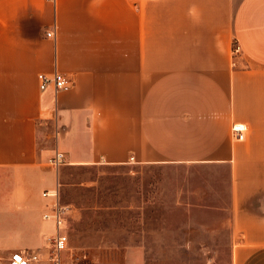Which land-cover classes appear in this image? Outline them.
<instances>
[{
  "label": "crops",
  "instance_id": "0c3cea01",
  "mask_svg": "<svg viewBox=\"0 0 264 264\" xmlns=\"http://www.w3.org/2000/svg\"><path fill=\"white\" fill-rule=\"evenodd\" d=\"M56 71L74 85L42 91ZM57 151L182 170L177 202L212 213L188 226L264 264V0H0V264L50 247Z\"/></svg>",
  "mask_w": 264,
  "mask_h": 264
},
{
  "label": "rangeland",
  "instance_id": "374dc122",
  "mask_svg": "<svg viewBox=\"0 0 264 264\" xmlns=\"http://www.w3.org/2000/svg\"><path fill=\"white\" fill-rule=\"evenodd\" d=\"M182 176L135 164L62 166L61 198L69 205L64 264H231L228 233L188 226L209 222L212 213L182 209Z\"/></svg>",
  "mask_w": 264,
  "mask_h": 264
},
{
  "label": "built area",
  "instance_id": "2783aa9c",
  "mask_svg": "<svg viewBox=\"0 0 264 264\" xmlns=\"http://www.w3.org/2000/svg\"><path fill=\"white\" fill-rule=\"evenodd\" d=\"M49 37H55V31L47 32ZM240 51V46L234 44V52ZM38 80L42 91L52 87L55 92L68 90L74 85L72 78L66 74L56 71L53 74L39 73ZM246 125L234 123L232 133L234 137L242 140L245 138ZM49 163L55 168H60L66 163V156L63 152L57 151ZM130 163H134V157H130ZM45 196L51 197L53 202L51 208L44 214L46 220L54 223L56 233L50 240V247L45 250L15 251L12 253L7 264H64L63 255L68 249L69 237L65 230V221L68 216L69 205L61 198V183L58 182L53 190L44 192Z\"/></svg>",
  "mask_w": 264,
  "mask_h": 264
}]
</instances>
